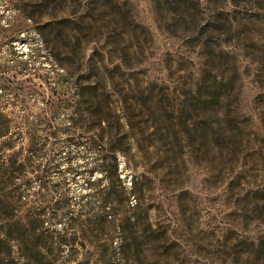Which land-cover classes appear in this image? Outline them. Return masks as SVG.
I'll use <instances>...</instances> for the list:
<instances>
[{
  "label": "rangeland",
  "instance_id": "374dc122",
  "mask_svg": "<svg viewBox=\"0 0 264 264\" xmlns=\"http://www.w3.org/2000/svg\"><path fill=\"white\" fill-rule=\"evenodd\" d=\"M0 106L10 264H264V0H0Z\"/></svg>",
  "mask_w": 264,
  "mask_h": 264
},
{
  "label": "trees",
  "instance_id": "16d2710c",
  "mask_svg": "<svg viewBox=\"0 0 264 264\" xmlns=\"http://www.w3.org/2000/svg\"><path fill=\"white\" fill-rule=\"evenodd\" d=\"M11 122L12 120L9 114L3 112L0 106V139L9 136ZM5 159V155L0 154V164L5 162ZM15 165L16 156L11 160L9 169L0 172V264H10L6 256H8L9 238L11 236L21 231H35L42 226L40 221L36 219H32L29 227H25L19 220H11V222H8L9 217L7 215H12L17 210L14 205H16V201L21 200L18 188L10 185V182L19 172L18 166L16 168ZM47 237L52 238L50 235ZM39 247L43 246L40 245Z\"/></svg>",
  "mask_w": 264,
  "mask_h": 264
}]
</instances>
